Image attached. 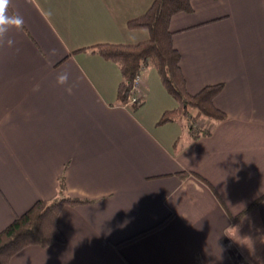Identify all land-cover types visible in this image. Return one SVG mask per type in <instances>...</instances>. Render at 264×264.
I'll use <instances>...</instances> for the list:
<instances>
[{
	"label": "crops",
	"instance_id": "0c3cea01",
	"mask_svg": "<svg viewBox=\"0 0 264 264\" xmlns=\"http://www.w3.org/2000/svg\"><path fill=\"white\" fill-rule=\"evenodd\" d=\"M152 1L10 0L24 25L0 43V230L36 200L84 201L60 210L62 243L10 264H264V200L234 220L264 194V0H193L170 20L187 90L223 83L227 118L196 139L158 124L176 101L151 64L141 103L119 104L118 65L79 50L146 40L127 21Z\"/></svg>",
	"mask_w": 264,
	"mask_h": 264
},
{
	"label": "trees",
	"instance_id": "16d2710c",
	"mask_svg": "<svg viewBox=\"0 0 264 264\" xmlns=\"http://www.w3.org/2000/svg\"><path fill=\"white\" fill-rule=\"evenodd\" d=\"M192 1L153 0L143 14L128 20V29H145L148 32V38L144 41L130 44L97 43L79 50H90L118 65L121 79L117 86L116 99L119 104L128 101L134 77L142 73L146 65L151 64L168 94L176 101V107L161 114L158 124L187 120L189 132L196 139L210 133V129L197 126L198 120L219 123L227 116L215 104V98L222 90L223 83L206 85L195 93H190L186 88L180 66V53L173 44V31L169 25L172 16L192 12ZM263 200L264 194L235 216L234 220L240 219ZM82 202L84 201L79 198L63 194L52 201L36 200L0 230V264H10L12 256L27 246L46 247L62 243L64 237L57 223L59 212L64 205ZM168 220L169 217L120 241L117 246L130 243L161 228Z\"/></svg>",
	"mask_w": 264,
	"mask_h": 264
},
{
	"label": "clouds",
	"instance_id": "9594fccd",
	"mask_svg": "<svg viewBox=\"0 0 264 264\" xmlns=\"http://www.w3.org/2000/svg\"><path fill=\"white\" fill-rule=\"evenodd\" d=\"M10 0H0V43L7 39V33L12 29L22 30L24 19L18 13L9 14ZM10 45L11 40H7ZM67 80L66 75H61L58 82L63 84Z\"/></svg>",
	"mask_w": 264,
	"mask_h": 264
},
{
	"label": "built area",
	"instance_id": "2783aa9c",
	"mask_svg": "<svg viewBox=\"0 0 264 264\" xmlns=\"http://www.w3.org/2000/svg\"><path fill=\"white\" fill-rule=\"evenodd\" d=\"M142 73L137 74L132 82V87L126 105H139L142 101Z\"/></svg>",
	"mask_w": 264,
	"mask_h": 264
},
{
	"label": "rangeland",
	"instance_id": "374dc122",
	"mask_svg": "<svg viewBox=\"0 0 264 264\" xmlns=\"http://www.w3.org/2000/svg\"><path fill=\"white\" fill-rule=\"evenodd\" d=\"M192 112H194L193 110H192ZM202 120V119H201ZM198 121H200V120H198ZM182 122L184 123V125L187 127V120H182Z\"/></svg>",
	"mask_w": 264,
	"mask_h": 264
}]
</instances>
